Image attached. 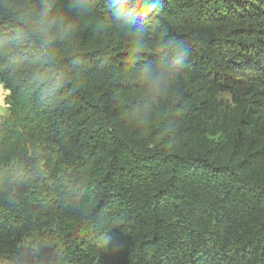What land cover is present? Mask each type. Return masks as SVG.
Segmentation results:
<instances>
[{"label":"trees","instance_id":"trees-1","mask_svg":"<svg viewBox=\"0 0 264 264\" xmlns=\"http://www.w3.org/2000/svg\"><path fill=\"white\" fill-rule=\"evenodd\" d=\"M90 2L45 50L0 0V264H264V0H156L139 60ZM162 37L191 53L144 111Z\"/></svg>","mask_w":264,"mask_h":264},{"label":"clouds","instance_id":"clouds-1","mask_svg":"<svg viewBox=\"0 0 264 264\" xmlns=\"http://www.w3.org/2000/svg\"><path fill=\"white\" fill-rule=\"evenodd\" d=\"M39 11L29 7L27 0L20 11L12 10L11 14L17 22L15 38L33 39L47 50L57 35H66L69 31L64 24V17L51 14L54 0H39ZM72 6L78 11L91 10L90 0H72ZM111 24L114 28L133 36L131 54L139 60L148 51L145 33L139 22L156 9V0H108ZM64 29L63 33L60 29ZM189 47L181 40L163 38L157 52V59H150L136 64L138 77L149 94L141 107L144 111L151 108L156 98L163 96L170 82L184 73L190 57Z\"/></svg>","mask_w":264,"mask_h":264},{"label":"rangeland","instance_id":"rangeland-1","mask_svg":"<svg viewBox=\"0 0 264 264\" xmlns=\"http://www.w3.org/2000/svg\"><path fill=\"white\" fill-rule=\"evenodd\" d=\"M223 96L226 97V95ZM5 97H6V92L0 83V117L6 114Z\"/></svg>","mask_w":264,"mask_h":264},{"label":"built area","instance_id":"built-area-1","mask_svg":"<svg viewBox=\"0 0 264 264\" xmlns=\"http://www.w3.org/2000/svg\"><path fill=\"white\" fill-rule=\"evenodd\" d=\"M7 107V106H6Z\"/></svg>","mask_w":264,"mask_h":264}]
</instances>
